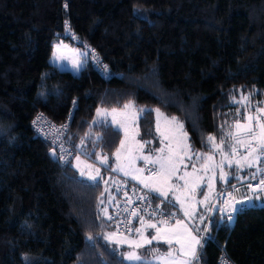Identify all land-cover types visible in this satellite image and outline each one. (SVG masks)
<instances>
[{
    "label": "trees",
    "instance_id": "1",
    "mask_svg": "<svg viewBox=\"0 0 264 264\" xmlns=\"http://www.w3.org/2000/svg\"><path fill=\"white\" fill-rule=\"evenodd\" d=\"M58 42L87 51L77 74L48 63ZM263 101L264 0H0V264H152L127 262L126 247L106 240L101 184L49 156L30 129L37 113L70 118L67 142L81 157L115 151L118 131L91 120L129 103L145 110L140 141L157 142L159 110L208 153ZM256 172L231 174L216 193ZM228 215L200 221L191 264H218L222 251L232 264H264V204L231 225Z\"/></svg>",
    "mask_w": 264,
    "mask_h": 264
},
{
    "label": "rangeland",
    "instance_id": "2",
    "mask_svg": "<svg viewBox=\"0 0 264 264\" xmlns=\"http://www.w3.org/2000/svg\"><path fill=\"white\" fill-rule=\"evenodd\" d=\"M58 46L59 50H57ZM88 59L87 51L58 42L52 50L48 63L59 71L77 74ZM126 105L129 107L126 108L124 105L119 109L98 108L91 120L92 124L108 123L118 131L119 141L115 151L110 155L97 153L95 157L91 154L86 157L78 155L72 161V167L86 181L101 184L100 211L104 217L124 181L137 186L162 204L167 202L169 206H173L172 210L180 216L181 223L171 229H160L164 232L170 230L166 232V235L172 239L171 245L165 243L163 239L152 240L149 244L147 241L151 240V237L144 236V239L141 240L143 243L140 242V244L143 245L145 251L143 249L142 253H136L141 256V260L129 261L126 259V254L138 249L134 247V244L137 243L135 241L136 233L113 239L117 246L126 247L123 249V253L127 262H145L149 258L148 261L152 264H183L184 261L192 260V258L180 251L181 245L176 242L177 236L185 239V252L188 251L189 231L197 239H200L203 231L199 234L195 232V228L199 226L201 217L207 221L211 202L216 195L217 183L224 185L231 174L238 178L241 174L244 175L246 170H256L257 155L253 152L249 156L250 150L245 147L252 138L245 135L244 130L241 129L239 138L245 143H237L234 138L237 136L235 125V128L223 130L221 140L223 143H218L208 153H202L191 148L176 119L173 120V117H166L159 111L153 110L157 142L144 143L138 139L137 119L145 110L138 111L130 103ZM98 110L100 115L97 114ZM262 110H264V101L258 106H254L253 111L247 113L244 122L240 124L251 126L253 131L257 130L259 133V124H264V111ZM248 117H253V119L250 121ZM229 133L232 135L230 136ZM122 141L123 146L121 145ZM117 150L120 154L119 160H117ZM105 157H107V163H101ZM209 157H211L210 160ZM245 157H248V160ZM249 160L252 162L251 167L248 166ZM236 161H240V166H237ZM97 170H99L98 176ZM92 176H97V179H91ZM245 177L243 178L245 179ZM146 183L150 187H145ZM154 189L166 192L167 196L159 195V192ZM249 198L250 207H260L264 204L261 201L262 198ZM202 201L203 203H201ZM185 211L189 215L186 216ZM148 224L152 223L142 221L138 225V229L143 232L145 228H151L147 226ZM153 230L155 233L157 232L156 228ZM105 236L106 239H109L111 233L107 232ZM169 251L173 253L171 257L166 256Z\"/></svg>",
    "mask_w": 264,
    "mask_h": 264
},
{
    "label": "built area",
    "instance_id": "3",
    "mask_svg": "<svg viewBox=\"0 0 264 264\" xmlns=\"http://www.w3.org/2000/svg\"><path fill=\"white\" fill-rule=\"evenodd\" d=\"M69 119L67 118L62 124H54L42 114L37 113L30 122L32 133L49 145L55 154V159L61 165L70 164L78 156L76 150L71 148L67 142ZM254 132L258 133L257 130H254ZM251 143L253 147H256L258 141L252 139ZM255 153L259 157L257 172L249 176L244 182L229 186L217 192L211 202V210L209 211L207 221L214 210L219 211V209L223 208L224 211L219 212L227 213L233 217L231 221L228 220L229 225H231L236 212L233 213L231 207L226 205L225 202L227 201L230 205H233L238 200L235 193L241 187L246 189L249 197L264 195V191L256 188V185L264 179V152H261L257 147ZM249 185L252 187L250 188ZM261 188H264V186H261ZM105 219L112 225L114 233L117 236H130L135 233L134 226L138 222L148 221L157 225L159 229H170L177 224L180 216L173 211H164L161 202H156L151 195L144 193L128 181H124L116 194L112 206L108 208ZM163 221H167V223H163ZM205 229L206 225L200 235V241L206 236ZM218 264L232 263L222 251L218 258Z\"/></svg>",
    "mask_w": 264,
    "mask_h": 264
},
{
    "label": "snow or ice",
    "instance_id": "4",
    "mask_svg": "<svg viewBox=\"0 0 264 264\" xmlns=\"http://www.w3.org/2000/svg\"><path fill=\"white\" fill-rule=\"evenodd\" d=\"M59 50V46H58V49ZM75 66H78V65H75ZM125 107H129V105H125ZM115 111V110H113ZM143 111V110H141ZM159 111V110H157ZM264 111V110H262ZM98 115H100L101 113L99 112L98 110ZM248 119L251 121L253 119V117H248ZM173 120H175V118L173 117ZM123 126V125H121ZM182 127V125H181ZM259 128H260V132L259 133H256L253 131L252 127L251 126H246V125H242L240 124L239 122L236 123V129H237V136L234 137L237 141V143H240V144H244L245 142L243 140H241L239 138V133L241 131V129L244 130V134L247 135L248 137H251L252 139H255L258 141L256 147H253L252 143H251V140L248 141V143L245 145V147L247 149H249V156H251V154L253 152L256 151L257 147L261 150V152H264V124H259ZM229 135L231 136L232 134L229 133ZM214 138L213 137H209V140H213ZM223 143V141L221 142ZM121 145L123 146V141L121 142ZM142 147V146H141ZM233 152H235V149H233ZM117 160L120 159V154H119V150H117ZM147 159V158H145ZM170 159V158H169ZM211 159V157H209V160ZM246 160H248V157H245ZM257 159H259V157H257ZM101 163H107V157L103 158V160L101 161ZM236 164L237 166H240V161H236ZM248 166L251 167L252 166V162L249 160V163H248ZM161 167L163 168L164 165L162 164ZM173 171H174V168H173ZM126 175L128 173H125ZM99 175V170H97V176ZM97 176H92L90 177L91 179L93 180H96L97 179ZM223 178V177H222ZM143 183V181H141ZM261 186H264V179H262L258 185H256V188L258 189H261V191H264V188H261ZM145 187H150L147 183L145 184ZM249 187L251 188L252 186L249 185ZM155 191L159 192V195L161 196H167V193L164 192V191H161L160 189H154ZM259 198V197H257ZM251 199V197L249 198ZM177 200H179V197H177ZM203 203V201L201 202ZM239 203L243 204L245 203V201H240ZM226 205H229L231 207V211L233 213L237 212L239 209L237 207H235L234 205H230L229 202H225ZM211 210V209H210ZM219 211H224L223 208L219 209ZM186 216L189 215V213L187 211H185L184 213ZM203 217H201V222H203ZM227 219L229 221H231L233 219V217L231 215H228ZM163 223H167V221H163ZM181 222L180 221H177V224H180ZM148 227H151V228H156L157 229V232H156V235L152 236L151 237V240H148L147 243H151L152 240H160V239H163L165 243L171 245L172 243V239L170 237H168L167 235H161V230L159 228H157V225L155 224H148L147 225ZM186 228V226H185ZM136 231L138 233L141 234V236L143 237V232L141 231V229H136ZM166 232L167 231H170V230H165ZM205 231H207V229H205ZM188 237H189V240H188V251L185 252V239L183 237H180V236H177V240L176 242L179 243L181 245V248H180V251L182 253H184L185 255H188L192 258V260H198L199 257L197 255V245H201V241L199 239H197L196 236H193L191 234V232L188 233ZM143 245L140 244V243H135L134 244V247L136 248H140L142 247ZM173 255V253L171 251H169L168 253H166V256L167 257H171ZM126 259L129 260V261H139L141 260V256L137 255L135 251L133 252H129L126 254ZM183 264H191V260H186L183 262Z\"/></svg>",
    "mask_w": 264,
    "mask_h": 264
},
{
    "label": "crops",
    "instance_id": "5",
    "mask_svg": "<svg viewBox=\"0 0 264 264\" xmlns=\"http://www.w3.org/2000/svg\"><path fill=\"white\" fill-rule=\"evenodd\" d=\"M258 170V164H257V168H256V170L255 171H257ZM235 196H236V198L237 199H247L248 200V193H247V191H246V189L245 188H243V187H241V188H239L237 191H236V193H235ZM257 197H259V198H262V203H264V195H261V196H254V197H251V198H257ZM248 204H249V202H248ZM140 224V222H138V224H137V227H136V229H138L139 227H138V225ZM136 229H135V236H137L136 237V239H135V241L137 242V243H140V242H142L141 240H143L144 239V236H148V237H152V236H154V235H156V233H155V231L153 230L154 228H145L144 229V231H143V237L141 236V234L140 233H137L136 232ZM171 229V228H170ZM190 232V231H189ZM161 234H165L166 235V232H164L163 230H161ZM195 235V234H194ZM116 238V237H118L114 232H111V236H109L108 238L109 239H106L108 242H111V243H114V239L113 238ZM134 237V236H133ZM132 237V238H133ZM134 239V238H133ZM143 243V242H142ZM114 244H116V243H114ZM117 245V244H116ZM124 246H126V245H124ZM144 249V247H140V248H138V249H136L135 250V252L136 253H142V250ZM144 251V250H143Z\"/></svg>",
    "mask_w": 264,
    "mask_h": 264
},
{
    "label": "water",
    "instance_id": "6",
    "mask_svg": "<svg viewBox=\"0 0 264 264\" xmlns=\"http://www.w3.org/2000/svg\"><path fill=\"white\" fill-rule=\"evenodd\" d=\"M49 156L52 159H55V154L52 150L49 151ZM240 201H245V203L241 204V203H239ZM233 205L239 209L235 214L239 213L240 211H242L244 209H248L250 207L247 199H238L234 202Z\"/></svg>",
    "mask_w": 264,
    "mask_h": 264
}]
</instances>
